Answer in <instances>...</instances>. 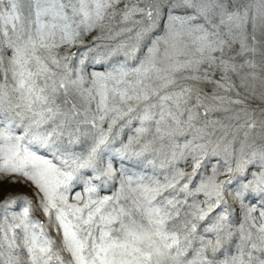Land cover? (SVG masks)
<instances>
[{"label":"snow or ice","instance_id":"snow-or-ice-1","mask_svg":"<svg viewBox=\"0 0 264 264\" xmlns=\"http://www.w3.org/2000/svg\"><path fill=\"white\" fill-rule=\"evenodd\" d=\"M0 264H264V0H0Z\"/></svg>","mask_w":264,"mask_h":264},{"label":"rangeland","instance_id":"rangeland-1","mask_svg":"<svg viewBox=\"0 0 264 264\" xmlns=\"http://www.w3.org/2000/svg\"><path fill=\"white\" fill-rule=\"evenodd\" d=\"M14 191H25V189L17 188V189H14Z\"/></svg>","mask_w":264,"mask_h":264}]
</instances>
